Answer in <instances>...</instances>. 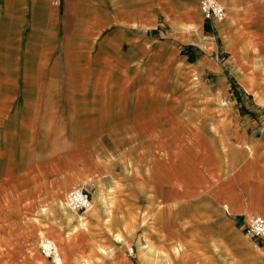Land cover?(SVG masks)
<instances>
[{
  "label": "crops",
  "instance_id": "obj_1",
  "mask_svg": "<svg viewBox=\"0 0 264 264\" xmlns=\"http://www.w3.org/2000/svg\"><path fill=\"white\" fill-rule=\"evenodd\" d=\"M217 1L255 35L239 41L227 20H203L198 0H0V205L10 206L0 223L20 218L10 211L24 189L42 195L44 168L59 179L85 174L81 157L96 138L133 131L149 152L141 178L127 183L181 202L206 197L232 222L262 217L264 4ZM168 71L174 84L197 80L203 98L223 102L203 113L219 114L224 143L213 148L210 134L201 143L184 118L191 110L154 106ZM127 88L137 91L136 121L119 125L107 104ZM248 201L252 214L238 211Z\"/></svg>",
  "mask_w": 264,
  "mask_h": 264
},
{
  "label": "rangeland",
  "instance_id": "obj_2",
  "mask_svg": "<svg viewBox=\"0 0 264 264\" xmlns=\"http://www.w3.org/2000/svg\"><path fill=\"white\" fill-rule=\"evenodd\" d=\"M236 19L227 14L221 23L229 22L235 39H251L257 28ZM217 46L221 48L219 39ZM163 76L157 88L164 96L154 106L162 110L177 108L182 113L191 110L184 118L194 126L201 143L209 134L213 148L224 143L219 140L223 132L219 114L203 113L223 102L211 96L203 98L197 80L174 84L172 73ZM134 90L128 89V93L115 89L111 93L107 107L119 125L129 122L138 110ZM208 120L209 131L204 128ZM137 133L96 138L81 157L85 174L75 170L71 177L64 173L59 179L60 175H50L44 168L42 195L24 189L17 212L10 211L11 217L17 214L20 218L15 223V218L0 223V264H53L38 248L43 238L57 247L59 264H78L79 258H84L85 264H264V242L247 237L241 219L229 221L225 212L206 197L193 202L182 198L181 202L174 195L160 196L141 181L126 182L127 177L141 178V171L146 169L144 161L149 151L140 148ZM66 142L69 148L75 145L71 140ZM70 182L74 183L66 188ZM77 183L80 185L76 187L83 188L90 198L92 207L87 212L75 213L66 206V194ZM251 204L255 205L248 201L236 206L238 211L251 213ZM9 207L0 205V220L8 216ZM257 214L264 215L260 211Z\"/></svg>",
  "mask_w": 264,
  "mask_h": 264
},
{
  "label": "built area",
  "instance_id": "obj_3",
  "mask_svg": "<svg viewBox=\"0 0 264 264\" xmlns=\"http://www.w3.org/2000/svg\"><path fill=\"white\" fill-rule=\"evenodd\" d=\"M198 7L203 20L223 22L225 18V7L217 0H198ZM66 206L73 212H85L90 208L91 201L85 190L81 187L71 188L66 194ZM245 235L249 238L264 242V218L252 215L245 224ZM42 255L48 257L53 264L60 263L57 247L50 239L43 238L39 247Z\"/></svg>",
  "mask_w": 264,
  "mask_h": 264
},
{
  "label": "bare ground",
  "instance_id": "obj_4",
  "mask_svg": "<svg viewBox=\"0 0 264 264\" xmlns=\"http://www.w3.org/2000/svg\"><path fill=\"white\" fill-rule=\"evenodd\" d=\"M77 185H80L79 183H77V184H74L72 187H76ZM64 200H65V198H64ZM65 203H66V201H65ZM91 207H92V205H91ZM91 207L87 210V211H89L90 209H91ZM87 211H85V212H87ZM252 215H250V216H245V222H246V224L248 223V220H249V218L251 217ZM262 217H264L263 215H262ZM81 223H83V222H81ZM76 231V228H74V230H73V232H75ZM119 238V237H118ZM86 263V261L84 260V258H79L78 259V264H85Z\"/></svg>",
  "mask_w": 264,
  "mask_h": 264
}]
</instances>
